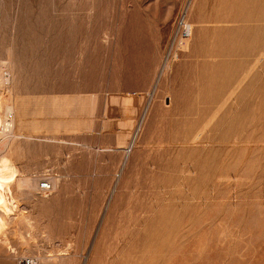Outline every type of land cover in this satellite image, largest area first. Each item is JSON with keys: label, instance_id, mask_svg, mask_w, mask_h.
Returning a JSON list of instances; mask_svg holds the SVG:
<instances>
[{"label": "rangeland", "instance_id": "obj_1", "mask_svg": "<svg viewBox=\"0 0 264 264\" xmlns=\"http://www.w3.org/2000/svg\"><path fill=\"white\" fill-rule=\"evenodd\" d=\"M0 60V264H264V0H0Z\"/></svg>", "mask_w": 264, "mask_h": 264}, {"label": "bare ground", "instance_id": "obj_2", "mask_svg": "<svg viewBox=\"0 0 264 264\" xmlns=\"http://www.w3.org/2000/svg\"><path fill=\"white\" fill-rule=\"evenodd\" d=\"M252 12V11H251ZM11 55V54H10ZM1 61V60H0ZM263 61V59H262ZM261 61V62H262ZM3 62V61H2ZM256 63V62H255ZM6 64V63H5ZM257 64V63H256ZM263 68V67H262ZM4 65L0 64V91L3 89L4 86H6L5 84L8 81L7 76H5L4 73ZM8 70V69H7ZM248 72V71H247ZM4 73V74H3ZM7 73V72H6ZM7 75V74H6ZM255 76V75H254ZM244 77V76H243ZM10 83V82H8ZM7 83V84H8ZM11 86V85H10ZM6 91V90H5ZM10 101V100H9ZM16 126V119L13 113V107L12 104H10L7 100H0V143H4L5 141L11 140L12 137L14 138H21L23 137V135L21 133H14V129ZM13 138V139H14ZM29 138V137H28ZM13 144V141L11 143V145ZM1 146V145H0ZM3 146V145H2ZM19 146V145H18ZM4 148V147H2ZM1 148V149H2ZM1 149H0V154H1ZM5 150V148H4ZM3 154V153H2ZM23 154V153H22ZM5 154H3L2 156H0L1 160L4 157ZM4 159V158H3ZM0 160V161H1ZM10 162V161H9ZM18 171V170H16ZM20 178V177H19ZM44 178V177H42ZM42 178H39L38 176H36V178H32V177H24L22 176L20 179L22 180L21 183L17 182L19 184V188L23 191V193H27L26 191L31 190V187L34 188H38L39 192V182ZM8 189L9 186L7 185ZM29 188V189H28ZM12 191V190H11ZM29 192V191H28ZM42 193V192H41ZM30 194V193H29ZM45 194V193H42ZM2 209H0V223H1V219H2V214H1ZM20 256H16V262H17V258ZM39 258V257H38ZM40 263L39 264H45L46 261L42 260V258H39Z\"/></svg>", "mask_w": 264, "mask_h": 264}, {"label": "built area", "instance_id": "obj_3", "mask_svg": "<svg viewBox=\"0 0 264 264\" xmlns=\"http://www.w3.org/2000/svg\"><path fill=\"white\" fill-rule=\"evenodd\" d=\"M183 19H184V13L180 14V18L178 21L179 29L175 36L176 39H177V36H179L180 41L183 37H185L188 34V30L186 28H182ZM176 39H174L175 43L177 42ZM172 48L170 49V51L172 50ZM39 189H40V192L42 193H47L52 190V184L49 178L44 177L40 180ZM39 263L40 261L37 256H20L17 258V262H16V264H39Z\"/></svg>", "mask_w": 264, "mask_h": 264}]
</instances>
